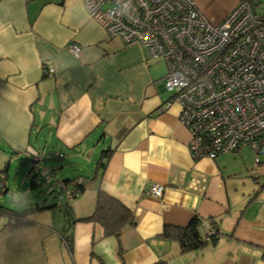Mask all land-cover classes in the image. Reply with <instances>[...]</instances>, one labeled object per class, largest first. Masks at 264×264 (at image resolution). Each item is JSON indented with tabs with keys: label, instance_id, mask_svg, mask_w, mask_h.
Wrapping results in <instances>:
<instances>
[{
	"label": "crops",
	"instance_id": "0c3cea01",
	"mask_svg": "<svg viewBox=\"0 0 264 264\" xmlns=\"http://www.w3.org/2000/svg\"><path fill=\"white\" fill-rule=\"evenodd\" d=\"M191 1L212 22L238 2ZM69 42L81 46L78 56ZM159 60L110 37L81 0H0V170L7 166L0 195H19L6 180L22 168L28 180L29 147L40 154L61 147L59 155L73 166L96 144L111 150L103 168H97L99 154L88 179H54L50 192L61 198L15 200L24 205L20 210L48 207L16 224L0 218L1 264H264V167L236 157L242 148L214 158L191 155L179 104L164 108L171 94L164 95ZM34 132L42 147L31 140ZM42 168L45 183L58 166ZM66 178L83 192L67 197L59 189ZM152 183L163 186L161 196L146 193ZM99 189L133 214L135 223L124 225L119 238L79 219L93 211ZM195 215L203 237L216 226L215 243L181 251L177 241L162 237L165 226L183 227ZM220 245H226L221 254Z\"/></svg>",
	"mask_w": 264,
	"mask_h": 264
},
{
	"label": "built area",
	"instance_id": "2783aa9c",
	"mask_svg": "<svg viewBox=\"0 0 264 264\" xmlns=\"http://www.w3.org/2000/svg\"><path fill=\"white\" fill-rule=\"evenodd\" d=\"M88 15L125 46L139 45L161 58L160 82L180 107L188 148L194 158L248 147L257 163L264 158V0H238L212 22L191 0H81ZM67 49L75 56L81 46ZM47 74L50 72L45 70ZM35 163L41 154L31 147ZM3 175L0 173V188ZM60 184V183H59ZM63 190L70 196L71 187ZM152 183L146 193L161 196ZM213 232L206 231L205 237ZM1 264V262H0Z\"/></svg>",
	"mask_w": 264,
	"mask_h": 264
},
{
	"label": "trees",
	"instance_id": "16d2710c",
	"mask_svg": "<svg viewBox=\"0 0 264 264\" xmlns=\"http://www.w3.org/2000/svg\"><path fill=\"white\" fill-rule=\"evenodd\" d=\"M47 72L43 71V75H46ZM110 149H105L101 151V156L98 159L97 168H103L105 166V162L107 157L110 154ZM38 153V152H37ZM27 158L31 161L33 168L35 162L27 156ZM6 167L5 166L0 173L3 177L6 175ZM33 179V178H32ZM34 182L31 181L30 185H33ZM70 184V196L67 197H75L78 194L82 193L84 190L83 185L79 184L77 181L72 180L71 178L62 179L60 181L59 189L63 190V185L68 186ZM5 187L2 178V185L0 191ZM48 207V205H41L37 207H28L23 208L22 210L11 209L5 207L0 204V218L7 217L9 220H13L16 222H23V218L25 215L32 210H41L43 208ZM81 220L92 221L96 225L99 226L102 235H114L116 238H119L121 230L124 225H133L135 220L133 218V214L122 204L117 198L111 196L103 190H97L95 197V205L93 211L82 218ZM201 219L198 216H193L188 224L183 227L176 226H165L162 231V237L175 240L178 242L181 251L187 250H195L203 247L206 243H215L217 240V234L219 233L218 229L215 225L211 224V228H213V232L208 237H203L200 234L199 226ZM155 264H168L164 260H158Z\"/></svg>",
	"mask_w": 264,
	"mask_h": 264
},
{
	"label": "rangeland",
	"instance_id": "374dc122",
	"mask_svg": "<svg viewBox=\"0 0 264 264\" xmlns=\"http://www.w3.org/2000/svg\"><path fill=\"white\" fill-rule=\"evenodd\" d=\"M260 10H264V5H262ZM159 59H160L159 61H156V69L160 75L163 72V70L166 68H165V64L162 61V59L161 58ZM168 93L169 92L166 91L164 95L167 96ZM35 136H37V133L34 132L31 140L34 141L36 145H39L40 147H42L43 145L42 138H39L37 136V140H35L36 139ZM90 148H92V151L91 153H89L88 158H81L78 161V163L74 166L68 160L62 157L63 154L59 155V153H64V150H62L61 147H60V150H58V148L52 149L50 153L49 151H46V153L41 154V159L34 164V168L31 170V172H29L26 175L28 180H26L25 182H23L22 174L24 172L26 173L27 168H22L21 172H17L18 173L17 176H15L17 173L14 174L13 171H9L6 184L7 186L13 189L14 193H17L19 195L14 196L10 193H2L0 195V203L4 205L5 207L20 210L21 207H24V205L23 204L20 205L19 202L15 200L25 199L28 201L27 203L30 202L34 204L35 202L41 203L43 200H46V202H51L53 200L61 198L62 197V194H60L61 192L56 191L57 192L56 194H54V192L51 194L50 192L54 186L53 180L54 179L56 180L60 177H74L73 175H77V174L79 176H82L83 180L88 179V177H90L93 173L94 162L96 161L99 154L101 153L102 145L96 144L94 148L93 147H90ZM228 154H231V153H228ZM235 156L239 158L242 157L243 159H245L247 163L252 165V167L253 166L264 167V163H257L254 159L253 152L250 151L246 147L242 148L240 151V154H235ZM50 165L58 166V168L55 169V176L46 177L47 181L44 183V181H42V178L45 175L43 174L38 175V174L43 172L42 166L46 168L47 166H50ZM47 171H50V170L47 169ZM33 177H35L36 179L38 188L42 189V191L44 192L42 196H38L36 193L37 185L35 188L30 187L29 182L31 178ZM260 181H264V178L260 177ZM221 251L222 252L226 251V245H220L218 247V252H220V254L222 253Z\"/></svg>",
	"mask_w": 264,
	"mask_h": 264
},
{
	"label": "water",
	"instance_id": "95a60500",
	"mask_svg": "<svg viewBox=\"0 0 264 264\" xmlns=\"http://www.w3.org/2000/svg\"><path fill=\"white\" fill-rule=\"evenodd\" d=\"M32 169H33V165L30 166V168H29V172H30Z\"/></svg>",
	"mask_w": 264,
	"mask_h": 264
}]
</instances>
